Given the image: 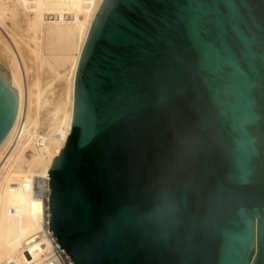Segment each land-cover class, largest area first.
I'll return each mask as SVG.
<instances>
[{"label":"water","instance_id":"water-1","mask_svg":"<svg viewBox=\"0 0 264 264\" xmlns=\"http://www.w3.org/2000/svg\"><path fill=\"white\" fill-rule=\"evenodd\" d=\"M50 177L72 264H264V0H104Z\"/></svg>","mask_w":264,"mask_h":264},{"label":"bare ground","instance_id":"bare-ground-1","mask_svg":"<svg viewBox=\"0 0 264 264\" xmlns=\"http://www.w3.org/2000/svg\"><path fill=\"white\" fill-rule=\"evenodd\" d=\"M103 1L100 0L94 13L95 0L16 1L15 5L30 19V30L36 29L42 23L54 26V30L60 34L67 29L70 38L75 36L76 30L83 36L82 30L87 29L80 52L78 50L72 78L66 81L68 83L64 98L54 109H47L49 101H43L41 94L40 75L45 65L38 48L40 39L36 36L23 37L17 15L12 14L7 18L6 7L2 6L0 0V27H5L9 32L7 35L0 29V53L4 57L3 67L11 76V87L18 92L19 98L15 124L0 145V153L5 149L4 156L10 150L17 151L12 163L0 174V264L13 260L25 261L32 256L38 259L50 252L53 242L48 236L49 231L57 243L51 231L50 170L54 158L59 157L71 133L76 73L91 26ZM8 20L11 23L9 28L5 26ZM30 41L35 43L34 48ZM22 59L25 73H29L32 78L31 92L26 98L30 109L26 128L20 122L15 132L25 101L24 91L19 84L20 69H23L20 63ZM48 72L55 75L50 69ZM53 116L58 117L53 120ZM41 128H45L47 133L40 130ZM22 137L23 140L19 142ZM52 141L57 145L54 155H51L49 148Z\"/></svg>","mask_w":264,"mask_h":264},{"label":"rangeland","instance_id":"rangeland-1","mask_svg":"<svg viewBox=\"0 0 264 264\" xmlns=\"http://www.w3.org/2000/svg\"><path fill=\"white\" fill-rule=\"evenodd\" d=\"M16 1L17 0H1V4L3 7H6L7 18H10L12 14L17 15L19 19V26L23 33L22 35H24L23 37H27V36L28 37L29 36L39 37L40 42H39L38 48L40 50V57L45 65L40 75L41 82H42L41 83L42 84L41 86L42 99L43 101L44 100L49 101L47 109H51V108L54 109V107H56L57 104H60V102L64 98L65 88L68 83L66 81H70V79L72 78V75L74 72L75 61L82 47L84 35L87 29L85 28L82 30L83 36L80 35V33L76 30L75 36L70 37V38L68 36L67 29L64 30L63 34H60V32L54 30V26L44 25L42 23H39L36 29L34 28L33 30H30L29 29L30 19L24 14V11L20 7L15 5ZM99 2L100 0H95L93 13L95 9L97 8ZM5 23H6L5 26L9 28V26L11 25L10 20H8ZM1 28L7 35H9V32L5 27L1 26L0 29ZM30 44L33 48L35 47V43L33 41H30ZM1 56L2 55L0 53V64L3 66L5 65L3 61L4 57L3 56L1 57ZM20 63L22 64L21 68L23 67V69H20L19 84L24 91L25 101H24V107H23V114H22V117L20 118V121L18 122V125L16 126L15 132L17 131L20 122H21V126L23 127V124H24L23 128H26L28 124V112L30 109L29 102L26 100V98L29 96V93L31 92L30 84H31L32 78L29 73L28 74L27 72L25 73V64L23 62V59L21 60ZM49 69L52 70L55 75L50 74L51 72H48ZM57 74L60 78L57 76ZM26 84H27V87H26ZM56 117L58 116H53L51 119L54 120ZM40 130H44L47 133V130L45 128L43 129L41 128ZM15 132L13 136L15 135ZM22 140H23V137L19 140V142H21ZM19 142H15V144H18ZM50 146L49 148H50L51 155L52 154L54 155L57 145L52 141L50 142ZM4 151L5 149L2 150V152L0 153V174L2 172L4 173L6 168L9 167V165L12 163L13 159L15 158V155L17 154V151L12 152V150H10L9 152L10 154L8 153L4 156L3 155ZM31 154H34V153H31Z\"/></svg>","mask_w":264,"mask_h":264},{"label":"built area","instance_id":"built-area-1","mask_svg":"<svg viewBox=\"0 0 264 264\" xmlns=\"http://www.w3.org/2000/svg\"><path fill=\"white\" fill-rule=\"evenodd\" d=\"M48 229L50 230V224H48ZM53 242V246L50 249V252L46 253L45 255L41 256L40 258L36 259L33 256L25 261H9L5 264H72L70 258L68 257L65 250L61 249L54 238L52 237L50 231L48 235Z\"/></svg>","mask_w":264,"mask_h":264}]
</instances>
